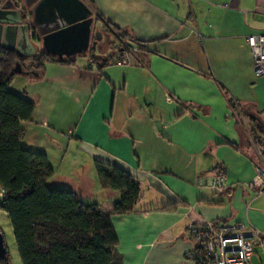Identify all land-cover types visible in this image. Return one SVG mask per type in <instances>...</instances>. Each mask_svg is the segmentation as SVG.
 Returning <instances> with one entry per match:
<instances>
[{
    "label": "crops",
    "instance_id": "1",
    "mask_svg": "<svg viewBox=\"0 0 264 264\" xmlns=\"http://www.w3.org/2000/svg\"><path fill=\"white\" fill-rule=\"evenodd\" d=\"M84 1L94 31L114 36L106 29L120 28L139 51L118 62L116 38L111 54H51L72 63L45 60L41 70L16 73L9 91L33 104L20 145L44 152L53 186L85 203L106 208L120 196L101 187L96 159L135 175L133 211L110 216L123 264H192L186 225L199 218L264 230L263 213L252 207L264 192L242 184L254 172L251 141L264 140V75L254 74L245 43L264 32V0ZM32 45L36 55L48 53L41 41ZM216 173L222 192L197 183ZM175 202L182 204L166 208Z\"/></svg>",
    "mask_w": 264,
    "mask_h": 264
},
{
    "label": "trees",
    "instance_id": "2",
    "mask_svg": "<svg viewBox=\"0 0 264 264\" xmlns=\"http://www.w3.org/2000/svg\"><path fill=\"white\" fill-rule=\"evenodd\" d=\"M106 33H113L122 47L131 46L120 28L112 26ZM45 60L72 63L46 52L25 57L0 45V210L7 213L22 264H123L110 216L133 211L140 192L135 175L96 159L101 187L120 196L106 208L98 202L85 203L72 189L48 186L54 169L46 154L20 145L25 135L22 122L31 120L33 104L9 91L8 85L18 72L41 70ZM227 101L233 107L232 100ZM250 131H255L253 126ZM178 203L182 204L166 208ZM0 264H11L8 250Z\"/></svg>",
    "mask_w": 264,
    "mask_h": 264
},
{
    "label": "water",
    "instance_id": "3",
    "mask_svg": "<svg viewBox=\"0 0 264 264\" xmlns=\"http://www.w3.org/2000/svg\"><path fill=\"white\" fill-rule=\"evenodd\" d=\"M93 20L84 0H0V45L25 57L36 55L33 41L58 57L95 50L102 33L93 30ZM63 47L71 50L56 51ZM6 252L0 229V257Z\"/></svg>",
    "mask_w": 264,
    "mask_h": 264
},
{
    "label": "built area",
    "instance_id": "4",
    "mask_svg": "<svg viewBox=\"0 0 264 264\" xmlns=\"http://www.w3.org/2000/svg\"><path fill=\"white\" fill-rule=\"evenodd\" d=\"M245 43L250 51L254 74L263 76L264 32L248 34ZM139 48V44L121 46L117 49L116 60L128 64L130 55L138 52ZM251 145L255 158L254 172L242 184L260 194L264 192V140L252 139ZM223 178L221 173H216L209 180L199 177L197 183L219 193L226 188ZM0 195H3L2 191ZM186 232L193 246L184 255L192 264H251L255 246L264 255V234L248 223L199 218L187 223Z\"/></svg>",
    "mask_w": 264,
    "mask_h": 264
},
{
    "label": "rangeland",
    "instance_id": "5",
    "mask_svg": "<svg viewBox=\"0 0 264 264\" xmlns=\"http://www.w3.org/2000/svg\"><path fill=\"white\" fill-rule=\"evenodd\" d=\"M116 44H117V41L113 35L103 34L102 38H100V40L98 41V46L95 52H98V53L100 52L103 55L111 54L115 51ZM47 185L53 186L54 181H52L51 179L50 180L48 179ZM257 196H260V197H258L256 201H253L252 207H256L255 209L257 211L262 212L264 215V193L257 195ZM261 222L264 224V218H261ZM250 225H252L253 227H255L256 229H258L264 234V230L261 229L256 224L250 223ZM0 228L3 233L5 245L11 256V264H22L16 244H15V239H14L11 223L8 217H6L5 213L2 212V210L0 211ZM251 264H264V255L261 253V250L258 246L254 247V254L251 256Z\"/></svg>",
    "mask_w": 264,
    "mask_h": 264
}]
</instances>
